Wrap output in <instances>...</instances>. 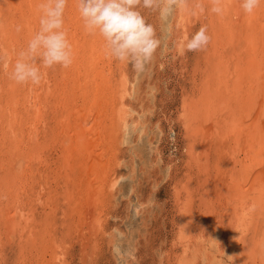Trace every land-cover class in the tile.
<instances>
[{
    "label": "bare ground",
    "instance_id": "obj_1",
    "mask_svg": "<svg viewBox=\"0 0 264 264\" xmlns=\"http://www.w3.org/2000/svg\"><path fill=\"white\" fill-rule=\"evenodd\" d=\"M40 2L0 0V53L6 54L9 62L7 72L0 70V264H6L3 253L10 247L17 253L10 264H69L64 234L58 239L50 228L53 224L46 219L56 216L60 209L63 217L73 222L70 226L74 233L83 224L90 225V216L100 223L108 200L105 193L116 184L118 138L123 137V130H135L134 125L141 122L137 117L133 122L128 120V116L139 114L126 101L132 90L129 78L123 70L115 73L103 39L85 32L77 0H68L64 17L74 50L73 64L67 69H42L44 78L39 86L20 85L9 79L18 52L38 29ZM223 4V14L216 15L209 10L211 0H187L186 7L173 14L175 56L188 55L180 42L190 37L197 21L211 36L206 50L197 51L196 74L192 71L190 76L192 90L182 101L181 120L190 133L188 153L198 161L204 157L209 161V152L197 148L194 140L199 135L203 140L210 138L205 145L208 149L217 146V162L221 165L211 178L204 177L198 184L202 191L199 199L208 206L200 213L201 227H196V211L189 202L193 189L187 184L191 178L186 176L178 196L190 200L178 207L175 237L182 250L171 251L175 264H209L219 254L227 256L228 264H264V0L251 15L244 13L241 0H223ZM17 25L22 28L19 33ZM72 140L77 145L71 147ZM50 144L60 155L55 160L53 156L49 161L44 158L50 175H43L35 163L47 157L44 154ZM79 144L84 145L82 151ZM34 149L37 158L33 157ZM99 159L101 168L96 169ZM18 160L25 162L26 170L18 167ZM83 162L90 165H84L87 170ZM29 169L34 171V179H43L41 185L37 182L42 188L35 195L33 185L23 181ZM84 187L88 195L83 193ZM59 196L65 198L62 204L58 203ZM216 200L223 210L213 211ZM42 203L47 212L41 213L40 208L38 213ZM255 215L263 219L257 228ZM78 232L85 242L86 232Z\"/></svg>",
    "mask_w": 264,
    "mask_h": 264
},
{
    "label": "rangeland",
    "instance_id": "obj_2",
    "mask_svg": "<svg viewBox=\"0 0 264 264\" xmlns=\"http://www.w3.org/2000/svg\"><path fill=\"white\" fill-rule=\"evenodd\" d=\"M140 11L144 15L146 21L152 24L156 29V35L160 44L152 61L140 72L134 70L130 63L120 62L113 57V59L111 58L112 67L116 69L115 73L118 72L119 74V70L126 72L129 82L131 83L129 86L132 88V90H130V95L126 97V101L131 103L128 102L130 107L134 105L136 109L134 107L132 108L139 112V114H133L134 119L128 116V120L133 122L137 117L136 119L141 121L138 122L139 124L137 126L134 125L133 128H135V130L129 129V127L127 130H123V137L118 138L119 140L117 142L118 144L120 143V148L119 153L114 159V172L116 173V184L118 186L115 184L113 187H108L109 193H105L108 200L106 201L107 203L104 202L106 203L105 211L103 213L104 215L98 219V221L102 219L99 224L96 221L97 217L93 218L90 216V225L83 224L84 227L81 226L80 229L77 228L76 234L71 231L72 227L70 225H72L73 222L63 217L62 210H57L58 214L48 218L49 221L46 219L47 222L53 224L50 228L54 230V234H56L58 239L60 238L59 236L64 234V239H66V245L68 247L64 246V250L68 249L66 252L68 253L69 264H175V260L171 259V251L173 250L175 253H179L180 250H182V246L177 243L175 237V229L179 221L177 216L180 211L179 208L184 206V200L187 199L186 201H189L191 198L189 202H192L193 209L196 211V223H201L202 214L200 213L203 212V210L205 211L208 206L199 199L202 191H199L198 184H200L201 179H204V177L205 179L211 178V174L215 173L216 169L221 167V165L219 167L220 162H217V153L219 152L218 148H216L217 146L209 147L212 149H208L207 145H205L206 140L208 142L211 140L210 138L203 140L199 135L198 138L194 140L197 142V148L204 147L203 151L206 150V152H209V161L206 160V157H204L205 161L204 159L198 161L199 159L196 157L193 158L194 156L192 157L187 150V144L190 141V133L184 121L181 120L183 119L181 118V113L183 111L182 101L187 95V92L189 93L192 90L193 83H191L190 76L193 77L192 71L195 70L197 65L198 52H188V55L184 58L179 54L175 56L174 40L177 34H175L176 25L173 19L174 13L167 20H162L158 11L144 9L142 7ZM199 22L197 21L194 24L191 35L197 32L202 26ZM172 23L174 25H172ZM1 69L2 67L0 70ZM194 73L196 74V71H194ZM227 136L229 135L227 134ZM227 139L228 137H226V140ZM69 143L71 147L77 145L75 140ZM230 144L231 145L228 144L230 149H235L234 141ZM83 146V144H79L78 150L82 151ZM34 151L36 150L34 149ZM34 151L33 157L37 158L39 154L37 151ZM59 153L54 144H50L44 154V156L47 157L42 156V160L47 158L49 161L52 156V160H55L60 155ZM14 156L16 158L18 157L16 154H14ZM23 160H21L22 163H18V167L21 169L22 166H25ZM100 160L101 159L98 161L99 166H97L96 169L101 168V164H99ZM36 161L38 163L34 162L35 167L38 165L39 167L37 168L40 170V173L47 175V170H50L49 167L48 169L46 168L47 162ZM87 163H80L84 170H87V166H90L87 165ZM207 163L211 165L208 164L209 167H206ZM0 165L2 168V164ZM84 165H87V168ZM197 166L200 169H198ZM204 166L206 168H204ZM191 167H193V169ZM23 169L26 170L25 167ZM198 170H200L201 173ZM27 171L29 172L27 175L28 177L26 176L23 181H26V183L28 181L27 184L33 185V189L31 188V191L33 190L32 193L39 192L42 187L38 186L37 182L41 185L43 179L41 177L34 179V171L32 169ZM186 176H188L189 179L191 178L190 181L187 182L188 188L193 189V193L192 191L190 193V198L178 196L181 189H183V184H185L187 180ZM32 179L35 182V186ZM87 184L88 183H86L85 186ZM95 185H97V183ZM104 187L106 189L107 186ZM85 190L86 188L84 187L83 193L88 195ZM35 194L38 193H34V195ZM34 195L33 199L35 200L36 196L34 197ZM193 197L196 199H193ZM59 198L58 203L62 204L65 198H63V196H59ZM9 199L11 200L12 197ZM33 199L31 198V200ZM223 200L224 199H221L220 201L223 202ZM220 201L216 200L215 205L218 209L214 208L213 211L223 210ZM43 206L46 205L43 204L37 207L38 213L40 208L43 210H40L41 213L46 211ZM26 208H31V206L29 207V205H27ZM255 218L257 228L260 223L262 224L263 219H261L259 215H255ZM209 221L211 222L212 220L210 219ZM75 223L77 224L78 222L76 221ZM196 227L201 226L198 223ZM78 229L86 232L87 239L85 238V242L81 239L82 236L79 234ZM1 240L4 241L2 238ZM94 240L96 241L94 242ZM90 245L92 246L90 247ZM90 250L95 251L93 253ZM14 251L11 247L7 251H4L3 254L5 255V259L3 258V262L7 260L6 264H10V262L17 257V253ZM85 252L88 253L86 254ZM14 254L15 256H13ZM136 255L138 257H136ZM201 263L203 262L201 261ZM214 263L228 264L227 256L225 254L222 256L220 254L216 255L213 259L211 258V263L209 264Z\"/></svg>",
    "mask_w": 264,
    "mask_h": 264
},
{
    "label": "clouds",
    "instance_id": "obj_3",
    "mask_svg": "<svg viewBox=\"0 0 264 264\" xmlns=\"http://www.w3.org/2000/svg\"><path fill=\"white\" fill-rule=\"evenodd\" d=\"M261 0H241L245 14L251 15ZM68 0H41L38 29L29 37L8 72L9 79L20 85L39 86L44 78L42 69L59 66L69 68L74 62L73 46L68 38L65 11ZM187 0H77V11L89 35H98L104 41L106 55L120 62L130 63L140 72L152 61L160 41L156 29L148 23L140 8L158 11L167 20L175 11L185 8ZM199 8L200 6L197 5ZM211 13L222 15L223 0H211ZM22 31L20 25L15 29ZM211 41L206 26L180 42L182 51L206 50ZM0 67L6 72L9 62L0 53Z\"/></svg>",
    "mask_w": 264,
    "mask_h": 264
}]
</instances>
